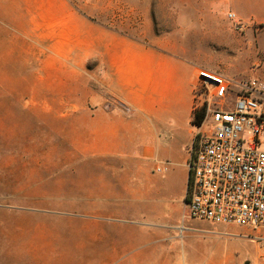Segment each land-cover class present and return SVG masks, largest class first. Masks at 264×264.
Instances as JSON below:
<instances>
[{"label": "crops", "instance_id": "crops-1", "mask_svg": "<svg viewBox=\"0 0 264 264\" xmlns=\"http://www.w3.org/2000/svg\"><path fill=\"white\" fill-rule=\"evenodd\" d=\"M244 1L249 14L239 20L264 19L250 12L258 0ZM54 5L60 16H53ZM143 17L144 35L130 38L111 28V16L90 22L70 12L67 0H0V71L15 54H35L42 46L44 59L23 66L29 92L19 99L28 102L23 111L30 116L58 120L62 138L76 151L50 170L60 177V189L46 199L47 210L77 216L81 254L96 264H173L179 250L163 238L166 211L158 197L185 204L201 69L186 55L184 32L201 31L210 41L213 16H176L172 40ZM90 60L96 61L91 68ZM38 100L44 102L39 110ZM139 243L144 249L134 252ZM85 246L92 254L83 253Z\"/></svg>", "mask_w": 264, "mask_h": 264}, {"label": "rangeland", "instance_id": "rangeland-1", "mask_svg": "<svg viewBox=\"0 0 264 264\" xmlns=\"http://www.w3.org/2000/svg\"><path fill=\"white\" fill-rule=\"evenodd\" d=\"M67 1L70 12L90 22L93 16H111V28L130 38L144 35L143 16L149 17L157 34L170 40L178 28L176 16H213L210 41L205 42L201 31L184 32L189 43L186 55L200 69L234 81L256 79L264 83V19L227 18L229 13L249 14L244 0ZM258 1L250 4V12L264 18V0ZM52 9L53 16L61 15L59 6ZM167 47L174 51L173 42ZM42 49L38 44L35 54H15L6 60L9 67L0 71L5 73V85H0V264H96L84 260L81 254L82 246L77 242L84 233L83 228L80 233L77 216L47 210L51 204H46V199L60 189V177L50 170L59 168L56 159L76 156V151L71 141L66 143L62 138L58 120L30 116L23 111L28 102L19 99L29 92L28 69L23 66L28 60H43ZM95 63L90 60L88 67ZM38 92L42 94L44 90L38 87ZM200 93L204 98V90ZM40 108H44L42 100H38ZM50 158L54 160L52 166ZM158 206L166 211L163 238L179 248L173 264H264V228L215 226L193 220L181 199L165 201L159 196ZM143 246L135 244L134 252ZM84 248L83 253L92 254L91 246Z\"/></svg>", "mask_w": 264, "mask_h": 264}, {"label": "built area", "instance_id": "built-area-1", "mask_svg": "<svg viewBox=\"0 0 264 264\" xmlns=\"http://www.w3.org/2000/svg\"><path fill=\"white\" fill-rule=\"evenodd\" d=\"M195 103L204 118L194 126L188 149V217L215 226L264 228V83L201 69ZM117 105L131 114L130 107Z\"/></svg>", "mask_w": 264, "mask_h": 264}, {"label": "trees", "instance_id": "trees-1", "mask_svg": "<svg viewBox=\"0 0 264 264\" xmlns=\"http://www.w3.org/2000/svg\"><path fill=\"white\" fill-rule=\"evenodd\" d=\"M204 118V110L194 111L192 116V126H200L202 120ZM187 202V198L185 197V203Z\"/></svg>", "mask_w": 264, "mask_h": 264}]
</instances>
